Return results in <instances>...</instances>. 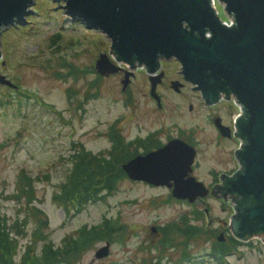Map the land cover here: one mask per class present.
<instances>
[{"label": "rangeland", "instance_id": "rangeland-1", "mask_svg": "<svg viewBox=\"0 0 264 264\" xmlns=\"http://www.w3.org/2000/svg\"><path fill=\"white\" fill-rule=\"evenodd\" d=\"M35 1L26 22L9 26L1 35L0 75L17 85L13 88L0 83V218L17 223L24 232L14 237V264L21 263L35 226L34 221L25 222V201L13 197L22 170L37 180L35 203L49 218L46 232L54 246H60L66 234L83 225H97L105 216L124 226L121 234L111 238L113 241L97 242L72 259L73 264H220L208 253L220 232L230 234L232 213L230 206L221 205L211 195L190 203L173 197L165 185L127 177L113 194L88 203L78 213L71 210L70 215L54 195L72 171L73 143H82L95 155H106L112 147L111 134L115 133L129 151L143 152L136 137L159 128L162 131L158 136L144 144L154 143V138L165 143L178 134L196 140L199 153L193 175L206 186L212 185L214 176L222 175L211 173L212 167H236L232 154L238 141L218 146L210 121V114L218 112L233 126L239 108L232 96L215 102V107L203 103L199 91L179 73L180 62L164 56L158 58L159 71L164 73L157 85L161 108L150 95V75L142 64L135 69L123 65L134 76L122 91V71L101 76L94 68L99 54H108L109 37L88 28L79 18L66 16L64 0ZM213 1L217 15L228 20L224 6L219 0ZM176 79L184 84L180 91L171 86ZM182 220L198 225V234L186 239L174 233L173 243L160 245L166 231ZM117 238L120 241H115ZM106 241L110 243L109 254L96 258L95 251ZM242 242L226 256L227 264H264V242L254 237ZM35 245L40 252L42 241ZM185 254L193 255L190 260L195 263Z\"/></svg>", "mask_w": 264, "mask_h": 264}, {"label": "water", "instance_id": "water-1", "mask_svg": "<svg viewBox=\"0 0 264 264\" xmlns=\"http://www.w3.org/2000/svg\"><path fill=\"white\" fill-rule=\"evenodd\" d=\"M64 1L66 16L79 18L88 28L109 37L112 59L128 69L145 66L151 95L158 102L156 86L164 75L162 71L157 74L160 56L180 62L179 73L200 91L207 104L217 101L222 93L236 97L231 95L238 115L241 110L244 113L232 119L238 128L237 151L232 156L240 169L226 179L225 190L232 196L222 194L216 184L210 195L221 205L230 206L229 225L234 236L264 242V0H219L228 20L217 15L212 0ZM35 2L0 0V57L2 31L26 22ZM108 54H99L95 69L102 76L123 71L122 91H126L134 73L114 63ZM0 83L17 87L5 75H0ZM171 85L176 91L183 86L178 80ZM222 98L227 100L228 96ZM240 139L244 144L239 149ZM195 154L188 143L174 139L135 156L122 167L133 180L166 185L174 197L194 202L209 193L204 183L191 175ZM109 250L106 243L95 257L103 258Z\"/></svg>", "mask_w": 264, "mask_h": 264}, {"label": "trees", "instance_id": "trees-1", "mask_svg": "<svg viewBox=\"0 0 264 264\" xmlns=\"http://www.w3.org/2000/svg\"><path fill=\"white\" fill-rule=\"evenodd\" d=\"M111 137L112 147L106 155L102 153L95 155L85 149L82 143H73L72 171L66 176V181L61 184L60 191L54 195V200L62 204L67 215L71 210L78 213L88 203L110 196L117 190L118 183L127 178L120 165L138 151H129L119 135L112 133ZM157 145H159L158 139H155L154 143L143 144L146 151ZM117 150H120V154L116 153ZM36 181L34 177L22 170L18 175L16 193L13 196L18 202L25 201V222L34 221L35 223L30 243L25 247L20 264H73L72 259H77L89 248L95 246L97 242L113 241L111 238L117 237L123 232L124 226L119 220L105 216L99 224L91 227L83 226L62 239L60 246H54L46 232L49 219L35 203L37 198ZM18 227L17 223L0 218V264H14L13 257L17 248V241L14 237L24 234ZM171 227V230L168 229V226L165 227L168 230L160 245L168 246L173 243L174 233L187 239L199 232L198 225L191 224L186 220H182L180 224H173ZM39 241L43 243L40 252L35 248V244ZM115 241H120V239L117 238ZM242 244L244 242L228 234L225 242L213 241L214 256L220 264H227L226 256ZM192 256L185 254L188 259Z\"/></svg>", "mask_w": 264, "mask_h": 264}, {"label": "flooded vegetation", "instance_id": "flooded-vegetation-1", "mask_svg": "<svg viewBox=\"0 0 264 264\" xmlns=\"http://www.w3.org/2000/svg\"><path fill=\"white\" fill-rule=\"evenodd\" d=\"M228 96H230V95H228ZM220 99H222V97H219L218 99H217V101H219ZM217 101H215V102H217ZM221 102V101H220ZM215 104V103H214ZM212 107H215V106H213L212 105ZM212 107H210V108H212ZM210 117H211V122H212V125H213V128H214V131H215V133H216V144L218 145V146H221V145H226V144H228L229 142H231V141H233L235 138H236V136L232 133V135H230L229 133L230 132H232L231 131V129H232V125L231 124H229L226 120H225V118L223 117V115H221L220 113H218V112H212L211 114H210ZM217 117V119H215ZM222 125H224L225 127H223ZM160 129H162V128H159L158 130H160ZM222 129H223V131L225 132V133H228V135L227 136H224L223 134H222ZM150 133H148L146 136H148ZM151 135V134H150ZM149 135V136H150ZM142 137V136H137V138L139 139L138 140V142H139V147L141 148V147H143L142 146V142H146V141H148V138H150V137ZM182 135H176V136H172L171 138H174V137H177V138H182L183 140H185V141H187L189 144H191L192 146H194L195 147V149H196V151H197V154L199 153V146H198V143H197V141L196 140H192V139H186V138H184V137H181ZM170 138V139H171ZM237 139V138H236ZM169 139H167V141H168ZM237 149V148H236ZM196 167V163L194 164V168ZM235 170H236V167H234V168H232V169H222V170H220V169H216V167L214 166V167H212V170H211V173H213V174H217V173H220V174H223L224 176L222 177V182H221V180L220 179H218L217 180V177H215L216 178V181H214V182H212V185H214V184H216V185H219L220 183V185H219V187H218V190L221 192H223V191H225V188H226V179L228 178V177H226V176H228L227 174H233V172H235Z\"/></svg>", "mask_w": 264, "mask_h": 264}, {"label": "bare ground", "instance_id": "bare-ground-1", "mask_svg": "<svg viewBox=\"0 0 264 264\" xmlns=\"http://www.w3.org/2000/svg\"><path fill=\"white\" fill-rule=\"evenodd\" d=\"M212 4H213V7H214V6H215V2L213 1V3H212Z\"/></svg>", "mask_w": 264, "mask_h": 264}]
</instances>
